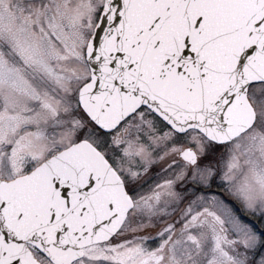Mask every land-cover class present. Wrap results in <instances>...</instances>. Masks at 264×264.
I'll return each instance as SVG.
<instances>
[{
  "label": "snow or ice",
  "instance_id": "6c2138e0",
  "mask_svg": "<svg viewBox=\"0 0 264 264\" xmlns=\"http://www.w3.org/2000/svg\"><path fill=\"white\" fill-rule=\"evenodd\" d=\"M0 264H264V0H0Z\"/></svg>",
  "mask_w": 264,
  "mask_h": 264
}]
</instances>
